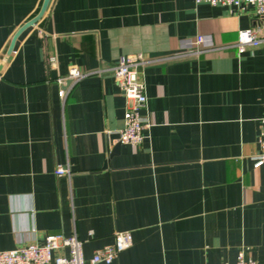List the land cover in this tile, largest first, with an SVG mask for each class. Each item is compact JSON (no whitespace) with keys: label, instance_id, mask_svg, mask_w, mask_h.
Listing matches in <instances>:
<instances>
[{"label":"crops","instance_id":"crops-1","mask_svg":"<svg viewBox=\"0 0 264 264\" xmlns=\"http://www.w3.org/2000/svg\"><path fill=\"white\" fill-rule=\"evenodd\" d=\"M42 3L0 0V251L76 235L88 260L130 231L109 264H221L242 249L264 264V41L237 45L264 17L195 0H50L9 53ZM124 56L143 59L136 145L116 139ZM71 67L89 74L63 101Z\"/></svg>","mask_w":264,"mask_h":264},{"label":"built area","instance_id":"built-area-1","mask_svg":"<svg viewBox=\"0 0 264 264\" xmlns=\"http://www.w3.org/2000/svg\"><path fill=\"white\" fill-rule=\"evenodd\" d=\"M197 3L207 2L211 5L247 6L256 16L264 17V0H195ZM199 38L197 42H200ZM264 41V30L250 28L240 30L238 34V48L243 51L246 46H257ZM54 63L55 58H50ZM143 64L140 56H124L116 63L113 74L117 85L129 101L124 127L117 131V141L122 144H140L145 137L147 118L143 110L147 104L146 84L139 77V68ZM89 72H83L78 67H71L66 76L57 79L59 85L58 95L64 101L73 86ZM264 144V135L260 138ZM264 160L261 156L255 166H260ZM57 175H70L68 166L59 165ZM133 238L130 231H117L114 241L97 249L90 259L83 254L84 241L76 235L49 234L45 242L29 244L11 250L0 251V264H97L111 263L118 254L132 245ZM221 264H258L256 260L247 255L246 250L238 253L235 262Z\"/></svg>","mask_w":264,"mask_h":264},{"label":"water","instance_id":"water-1","mask_svg":"<svg viewBox=\"0 0 264 264\" xmlns=\"http://www.w3.org/2000/svg\"><path fill=\"white\" fill-rule=\"evenodd\" d=\"M49 1L50 0H43V3L41 5V8L39 10V12L36 14V16H34L32 19H30L29 21H27L23 26H21V28L17 31V33L14 35V37L12 38V41L10 43V46H9V53L12 51L14 45H15V42H16V39L19 35V33H21L24 29H26L27 27L33 25L35 22H37L45 13L47 7H48V4H49ZM0 69H1V65H0Z\"/></svg>","mask_w":264,"mask_h":264}]
</instances>
